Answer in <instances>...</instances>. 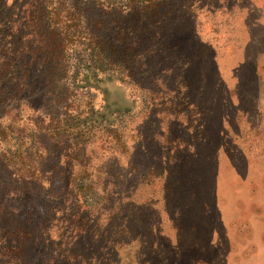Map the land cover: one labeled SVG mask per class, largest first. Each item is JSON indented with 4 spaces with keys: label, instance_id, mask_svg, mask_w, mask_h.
Instances as JSON below:
<instances>
[{
    "label": "rangeland",
    "instance_id": "obj_1",
    "mask_svg": "<svg viewBox=\"0 0 264 264\" xmlns=\"http://www.w3.org/2000/svg\"><path fill=\"white\" fill-rule=\"evenodd\" d=\"M1 1L13 4V18L23 20L21 9L28 0H0V6ZM5 26L6 30L14 28L10 22ZM163 26V38L184 40L179 50L199 55L183 72L170 70L167 52L155 50L158 42L152 41L145 59L158 77L152 92L115 80L101 83L106 102H113L111 108L121 111L116 114L119 138L114 142L95 138L87 154H115L121 180L115 192L117 200L99 208L98 228L105 230L110 214H116L114 218L122 224L128 205L123 185L126 177L138 175L151 164V170L163 168L166 176L174 163L167 159L178 156L188 159L181 173L187 174L191 183L177 189L162 188L160 179L150 176L157 182L149 180L144 187L139 183L135 189L136 205L143 207L134 228L151 223L156 231L155 246L149 251L159 250L161 264H264V0H201L193 18L175 20L170 16ZM188 35L193 41L187 40ZM205 45L210 48L206 54L202 52ZM180 75L190 86L181 87L176 97L185 92L190 103L173 109L170 100L174 93L166 86L178 81ZM28 116L30 110L24 106L13 124L15 136L19 131L31 132ZM199 122L204 125V141L193 132ZM42 140L47 148L58 150L54 140L47 136ZM10 142L13 140L6 143ZM1 157L0 264H33L48 253L59 259L58 252L73 242L78 256L71 264H134L128 251L137 247V232L130 233L136 236L133 246L117 244L110 260L103 255L100 240L88 233L77 237L73 229L61 228L64 222L54 219L37 228L50 202L47 182L42 186L22 182ZM161 161L167 162L162 165ZM24 168L30 170L28 165ZM141 196L149 197L144 200L146 206L141 204ZM30 212L36 213L35 240L11 228L16 219L19 226ZM59 228L65 232L61 236ZM22 243V248L17 247Z\"/></svg>",
    "mask_w": 264,
    "mask_h": 264
},
{
    "label": "trees",
    "instance_id": "obj_2",
    "mask_svg": "<svg viewBox=\"0 0 264 264\" xmlns=\"http://www.w3.org/2000/svg\"><path fill=\"white\" fill-rule=\"evenodd\" d=\"M200 1L28 0L21 9L22 21L13 18V4L1 1L0 144L3 145L0 154L22 182L39 186L47 182L50 202L41 213L37 228L41 226V229L43 223H51L54 219L64 222L61 228L73 229L75 236L88 233L100 240L103 255L110 260L117 244L133 246L131 241L136 236H130V233L137 232L139 237L134 242L137 247L128 251L134 264H161L163 257L159 250L149 251L155 246L153 224H140L134 228L133 223L141 217L143 207L136 205L135 189L139 183H142L141 187L147 186L149 180L153 183V177L160 179L158 183L162 188L177 189L191 183L189 176L181 173L188 159L168 158V162H174L166 172L168 177L163 166H160V172L151 170L153 164L145 166L138 175L126 177L123 185L128 205L122 224L117 223L116 214H110L107 227L101 231L98 228L99 208L117 200L115 192L121 172L115 154H101L102 157L95 154L93 157L87 154L88 145L95 138L101 141L107 138L109 142L119 138L116 114L121 111L111 108L113 102H106L101 83L115 80L128 87L139 86L148 93L155 89L153 82L158 78L157 74L145 63L152 41L158 42L157 48L153 46L155 50L167 52L170 70L183 72L198 57L199 54L192 50H179V44L184 40H167L161 31L170 16L175 20L193 18ZM5 21L12 23L14 28L6 30ZM191 36H187L188 41H193ZM202 52L209 53L210 48L205 45ZM189 86L183 75L166 86L174 93L170 100L173 109L190 103L185 92L182 97H176L181 87ZM192 105L198 104L193 102ZM24 106L30 110L31 117L27 118L33 127L29 134L19 131L15 136L13 124ZM5 119H8L7 123ZM203 126L202 122L193 126L195 136L202 141L205 139ZM43 136L54 140L58 150L47 148ZM7 140L13 142L9 145ZM167 161L160 163L165 165ZM25 165L30 170L25 169ZM23 193L22 199L26 200L27 193ZM147 198H140L144 206ZM35 216L36 213L30 212L21 219L19 226L16 219L12 231L17 234L20 231L24 237L35 240L38 232ZM117 232L125 236L121 237ZM62 233L65 232L59 228L58 235ZM22 246L24 243L17 247ZM69 247L61 249L57 245L56 249H61L59 259L48 253L33 264H71V259L75 260L78 254L73 250L74 242Z\"/></svg>",
    "mask_w": 264,
    "mask_h": 264
}]
</instances>
